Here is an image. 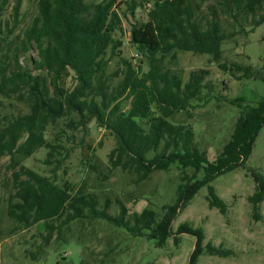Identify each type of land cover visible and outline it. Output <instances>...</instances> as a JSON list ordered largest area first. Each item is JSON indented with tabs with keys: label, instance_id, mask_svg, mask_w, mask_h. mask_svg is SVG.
Masks as SVG:
<instances>
[{
	"label": "trees",
	"instance_id": "16d2710c",
	"mask_svg": "<svg viewBox=\"0 0 264 264\" xmlns=\"http://www.w3.org/2000/svg\"><path fill=\"white\" fill-rule=\"evenodd\" d=\"M144 1L150 4L148 19L131 24L129 43L146 69L123 59L108 74L109 63L123 44L121 3L37 0V14L15 35L20 1L13 6L10 22L3 17L8 0H0V159L9 158L14 190L6 198V212L17 224L15 231L44 222L37 234L40 243L33 251L25 250L34 261L44 255L43 264H59L64 258L57 247L71 246L65 234L73 237V225L94 220L163 248L173 236L172 221L199 189L245 165L264 125V96L258 105L245 108L242 99L228 100L241 110L230 140L210 162L206 151L197 147L192 124L173 120L179 112L191 116L194 109L224 98L208 80V67L191 71L184 81L181 70L172 66L179 51L205 54L235 80L258 77L264 82V66L254 69L221 59L223 43L264 24V0H141L142 4L128 0L126 10L133 16ZM226 22L232 24L229 30ZM31 51L34 56L27 55ZM68 79L73 81L70 87ZM93 121L115 140L105 179L120 170L138 187L152 172L178 165L182 175L176 200L162 206L160 215L148 208L130 214L119 200H115L118 212L112 214L110 200L104 199L101 206L91 188L61 181L59 173L67 175L66 163L76 150L84 149ZM40 150L45 154L44 174L19 159ZM188 168L194 170L191 177L185 174ZM200 171L203 177L196 179ZM252 176L255 189L248 201L257 221L264 201V175ZM207 200L225 214V204L211 187ZM174 234V244L181 234L196 238L189 264H196L203 253L220 254L210 244L203 247L202 231L186 222ZM46 248L50 253H45Z\"/></svg>",
	"mask_w": 264,
	"mask_h": 264
},
{
	"label": "rangeland",
	"instance_id": "374dc122",
	"mask_svg": "<svg viewBox=\"0 0 264 264\" xmlns=\"http://www.w3.org/2000/svg\"><path fill=\"white\" fill-rule=\"evenodd\" d=\"M17 1H20L21 15L15 35L19 34L37 14V0H8L4 19L11 22L10 14ZM97 1L87 0L91 3ZM126 1L128 0H116L118 4L121 3L118 10L122 19L119 35L123 44L109 63L108 74L115 71L123 59L130 61L134 66L141 65L144 70L146 69V63L136 55L129 43V30L131 24L141 25L147 21L150 4L144 1L143 6L136 9L131 16L126 10L127 4L124 3ZM136 2L141 3V0ZM226 24L225 29L229 30L232 24L229 22ZM222 51V60L235 61L254 69L262 68L264 24L248 32L246 36H238L223 43ZM34 53L31 51L27 55L34 56ZM27 55L21 56L22 63L25 62ZM172 66L181 70L184 81L191 71L208 67L210 73L208 80L215 84L217 95L224 98L194 109L191 116L186 112H179L173 120L174 123L192 124L197 147L206 151L211 162L230 140L241 110L235 105H230L228 100L242 99L243 108L256 106L263 100L264 82L258 77L235 80L229 73L221 72L211 56L205 54L179 51L176 53V63ZM72 84L73 81L68 79L67 86L70 87ZM114 146V138L104 129L96 127L94 121L91 122L84 149L73 153L66 163L67 175L60 172L59 178L61 181L67 179L74 185L91 188L90 191L98 193L101 206L104 199L110 200L109 212L112 214L118 212L115 200H119L127 205L130 214L148 208L154 210L156 215H160L162 206L171 205L176 200V191L182 175L178 165L173 164L168 171L152 172L149 179L138 187L131 183V177L120 170H116L105 179L107 156ZM44 157V151L40 150L29 158L19 159L26 167L44 174V166L41 163ZM8 163V157L0 159V264H43L44 255L34 261L25 250L33 251L40 243L37 234L43 231L44 222L25 230L20 228L15 231L17 224L7 216L6 198L14 192L12 170H8ZM255 172L264 175V125L245 165L216 177L199 189L186 208L172 221L173 236L163 248H155L144 238H133L104 221H85L71 227L70 233L73 237L65 234L68 243H71L67 250L57 247L60 257L64 258L58 260L59 264H189L196 238L181 234L177 236L178 243L173 242L177 227L185 222L202 231L203 247L210 244L220 250L218 255L201 254L196 264H264V201L260 205L261 217L257 221L252 217V208L248 201V197L255 189L252 176ZM185 174L191 177L194 170L188 168ZM203 174L200 171L196 179H201ZM209 187L225 204V214L209 206L207 200ZM45 253H50L49 248L45 249Z\"/></svg>",
	"mask_w": 264,
	"mask_h": 264
}]
</instances>
